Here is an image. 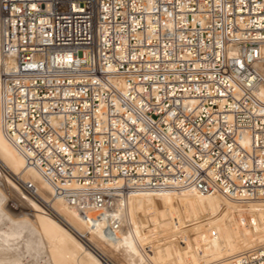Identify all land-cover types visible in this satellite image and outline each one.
I'll return each instance as SVG.
<instances>
[{
	"label": "built area",
	"instance_id": "built-area-1",
	"mask_svg": "<svg viewBox=\"0 0 264 264\" xmlns=\"http://www.w3.org/2000/svg\"><path fill=\"white\" fill-rule=\"evenodd\" d=\"M0 53L4 136L107 235L132 193L264 196V0H0Z\"/></svg>",
	"mask_w": 264,
	"mask_h": 264
},
{
	"label": "bare ground",
	"instance_id": "bare-ground-1",
	"mask_svg": "<svg viewBox=\"0 0 264 264\" xmlns=\"http://www.w3.org/2000/svg\"><path fill=\"white\" fill-rule=\"evenodd\" d=\"M9 61L0 53V65ZM0 166L5 186L26 200L29 214L18 215L16 203L3 205L0 190V264H113L98 256L105 253L115 264H202L264 244V196L237 201L192 191L132 193L121 202L122 226L111 237L101 221L86 219L53 194L1 127Z\"/></svg>",
	"mask_w": 264,
	"mask_h": 264
},
{
	"label": "rangeland",
	"instance_id": "rangeland-1",
	"mask_svg": "<svg viewBox=\"0 0 264 264\" xmlns=\"http://www.w3.org/2000/svg\"><path fill=\"white\" fill-rule=\"evenodd\" d=\"M4 169L0 166V190L4 193V201H3V205L5 204H15V210L17 212V214L20 216L22 215L23 211L28 214V210H27V205H26V200L24 198H20V194H18L16 191L11 192L7 189V187L5 186L7 184V182L5 181L4 177L2 176V174H4ZM10 192V193H9ZM17 195V196H15ZM56 196V195H55ZM14 202V203H13ZM22 207V208H21ZM20 209V210H19ZM19 211V212H18ZM46 212H49L48 210L45 209ZM21 212V213H20ZM242 215V216H240ZM22 217V216H21ZM238 218H245L246 216L244 214H239V216H237ZM126 228V227H125ZM81 240L85 241V237L80 236ZM250 249V248H249ZM106 255V256H105ZM105 255H101L98 254V256L101 258H103V260L105 259L104 263H107L106 260L108 259L109 261H111L113 264L117 263V258L114 257L113 255H110L109 253H105ZM108 255V256H107ZM102 260V259H101ZM102 260V261H103ZM115 261V262H114Z\"/></svg>",
	"mask_w": 264,
	"mask_h": 264
}]
</instances>
